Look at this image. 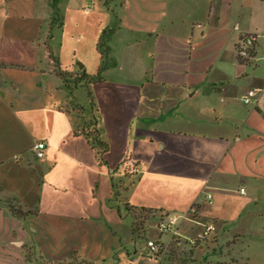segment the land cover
Segmentation results:
<instances>
[{"label":"crops","instance_id":"crops-1","mask_svg":"<svg viewBox=\"0 0 264 264\" xmlns=\"http://www.w3.org/2000/svg\"><path fill=\"white\" fill-rule=\"evenodd\" d=\"M232 258L264 264V0H0V264Z\"/></svg>","mask_w":264,"mask_h":264},{"label":"built area","instance_id":"built-area-1","mask_svg":"<svg viewBox=\"0 0 264 264\" xmlns=\"http://www.w3.org/2000/svg\"><path fill=\"white\" fill-rule=\"evenodd\" d=\"M254 43L255 38L253 35H248L244 37L237 45L235 49V57L238 60L240 64L248 65L252 63L254 59ZM257 95V91L254 89L249 90L246 95L241 99L243 104L248 105L251 103L252 99H254ZM46 145L42 142L36 143L33 145L32 150L35 153V156L37 159H43L44 157V149ZM127 168L126 173L128 174H136L138 172V169L135 165V163L132 160H129L127 162ZM240 192H244L243 189L240 190ZM210 198V197H208ZM176 223V218L174 216L167 217L163 220H160L157 225L156 229L161 234H167L170 232L171 227L174 226ZM212 229L211 226L206 228V231L203 233H199L194 241H200L205 239V233L209 232ZM146 247H147V256L152 257L153 255L157 254L159 252V248L157 244L152 241L148 240L146 241Z\"/></svg>","mask_w":264,"mask_h":264},{"label":"trees","instance_id":"trees-1","mask_svg":"<svg viewBox=\"0 0 264 264\" xmlns=\"http://www.w3.org/2000/svg\"><path fill=\"white\" fill-rule=\"evenodd\" d=\"M57 76L61 79L65 89L67 90L69 100L73 101L74 100L73 87L69 84V80L73 79L74 77H78L79 74L60 72L57 73ZM80 76L83 78L84 81L87 82V84L92 83V80H95L97 78V75H95L94 77H87L85 75H80ZM90 122L92 123L93 120L91 119ZM83 133L90 140L91 144L98 149L99 153H104L106 151L107 149L106 143L101 138L100 131L96 126L92 125V127L88 131L84 130ZM8 210L10 214L16 219H25L26 217L33 214L30 211H22L18 207L12 205L8 206ZM137 227H138V223L135 224V228Z\"/></svg>","mask_w":264,"mask_h":264},{"label":"rangeland","instance_id":"rangeland-1","mask_svg":"<svg viewBox=\"0 0 264 264\" xmlns=\"http://www.w3.org/2000/svg\"><path fill=\"white\" fill-rule=\"evenodd\" d=\"M76 85H78V86H85L86 85V82L82 78H80V79H77ZM77 109H79V108H77ZM85 111L86 112H89V111L91 112V105H90V103L88 105V108L85 109ZM80 112L83 114L82 111H80ZM224 251L225 250H224V247L223 246L222 247H219V248H216V252H218V253H221V254H224V255H228L229 254L228 252H224ZM220 264H239V263L234 258H232V261L226 260V262H221Z\"/></svg>","mask_w":264,"mask_h":264}]
</instances>
